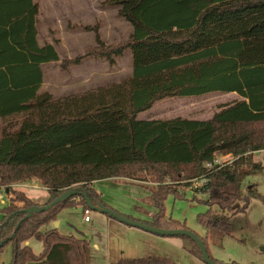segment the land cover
<instances>
[{"label": "trees", "instance_id": "16d2710c", "mask_svg": "<svg viewBox=\"0 0 264 264\" xmlns=\"http://www.w3.org/2000/svg\"><path fill=\"white\" fill-rule=\"evenodd\" d=\"M104 6L117 9L132 27L127 42L106 46L95 28L84 27L95 31L96 45L82 57L60 62V69L78 66L85 58L113 65L130 51L131 75L55 100L39 93L42 65L59 62V57L52 45L37 44V5L0 0V121L17 118L15 128H2L0 134V188L11 194L10 205L0 211V242L6 240L0 250L11 243L9 264H87V240L55 228L41 232L65 209L89 210L82 195L29 218L20 211L48 206L75 187L94 206L108 208L92 188L98 181L149 177L156 185L146 188L156 213L150 223H141L163 230L170 229L165 225L186 230L165 220L167 196L185 199L183 191L167 184L171 179L205 181L199 190L204 200L192 198L208 208L197 221L222 237L232 229L224 213H243L250 198L264 205L255 190L249 187L244 194L240 189L245 178L264 172V164L252 155L264 149V0H108ZM210 93H235L242 100L204 121L137 119L158 101ZM229 154L236 158L230 165L205 167ZM32 181L48 194L43 205L12 190ZM31 239L43 245L39 255L27 245ZM190 241L188 253L203 262ZM114 264L175 263L150 257Z\"/></svg>", "mask_w": 264, "mask_h": 264}, {"label": "rangeland", "instance_id": "374dc122", "mask_svg": "<svg viewBox=\"0 0 264 264\" xmlns=\"http://www.w3.org/2000/svg\"><path fill=\"white\" fill-rule=\"evenodd\" d=\"M105 1L108 0H42V6L50 2L53 4L47 8L42 7V21L38 22L42 43L57 46L63 51L69 52L71 49L72 53H80L82 49L96 45L95 31L83 29L90 27L95 28L106 46L125 44L132 27L117 15L115 8L104 6ZM68 52H63L61 55ZM72 53L69 55H73ZM62 61L68 60L64 59L60 62ZM59 64L45 67V81L39 91L50 94L55 100L120 83L129 77L132 66L130 51L115 59L113 65L105 60L94 59V63L80 68V74H76V71L70 73V68L63 71ZM238 101H241V98L236 94L215 93L199 98H168L156 102L153 109L140 113L137 119L181 118L204 121L211 119L222 106ZM16 120L17 118L0 121V134L2 128H15ZM253 158L257 161L256 156ZM148 180L149 177L142 181L141 176L134 175L132 179L98 181L93 187L102 195L104 203L112 211L126 218L150 223L156 210L151 205V192L148 189H153L156 185ZM204 183L205 181L195 179L188 183L172 179L167 182L168 185L183 191L185 199L167 196L164 201L166 222L176 221L186 230L204 239L211 258L217 263L264 264V252L261 251L264 246V205L257 198H250L243 213L234 216L224 213V216L230 220L232 229L229 236L222 237L220 231L206 229L197 221V217L205 214L208 208L202 203L192 201V198L195 196L204 200V195L199 191ZM249 187L264 197V172L247 177L240 184L244 194ZM0 190L6 191L5 187H1ZM12 190L23 193L39 205H43L48 199L46 190L33 181L13 185ZM8 195L0 200V211L10 205L11 194ZM87 211H89L88 222L83 219L81 206L63 210L57 216L56 222L59 224L57 230L60 234L72 235L88 241V264H109V261L113 264L122 256V250L139 249L140 245L144 248L143 255L170 256L180 264L196 263L188 253L192 243L187 238L158 236L128 227L96 211ZM213 211L216 212V209L214 208ZM1 218L0 214V220ZM165 226L172 230V226ZM53 228H55L54 224H50L42 227L41 232ZM28 246L35 255H39L43 250V245L33 239L28 242ZM11 259L12 245L8 243L0 250V264H9Z\"/></svg>", "mask_w": 264, "mask_h": 264}, {"label": "water", "instance_id": "95a60500", "mask_svg": "<svg viewBox=\"0 0 264 264\" xmlns=\"http://www.w3.org/2000/svg\"><path fill=\"white\" fill-rule=\"evenodd\" d=\"M5 194L6 195L8 194L7 190L5 191ZM77 195H82L84 197L86 205H87L89 210L96 211V212L103 214V215H107L108 217L115 219L118 222H120V223H122L128 227L139 229L141 231H145V232L155 234L158 236H162V237H187L197 245V247L201 253L202 260H203L204 264H217L213 260L210 259L204 243L194 233H192L188 230H163V229H158V228L148 226V225L143 224L141 222L131 221L128 218L117 214L116 212L112 211L111 209L102 206L101 204H97L94 206L92 204V202L87 198L86 194L82 191V188H80V187H75V188H72L68 191H65L63 194H61L59 197H57L53 202H51L48 206L33 207L31 209L22 210L20 212L26 214V218H29L32 214L47 211V210L51 209L53 206H55L61 202H64V201L70 199L71 197H74ZM18 226H19V224L16 226V229L18 228ZM16 229L14 231H16ZM5 242H6V240L0 242V247ZM261 251L264 252V246L261 248Z\"/></svg>", "mask_w": 264, "mask_h": 264}, {"label": "crops", "instance_id": "0c3cea01", "mask_svg": "<svg viewBox=\"0 0 264 264\" xmlns=\"http://www.w3.org/2000/svg\"><path fill=\"white\" fill-rule=\"evenodd\" d=\"M14 3L16 2V0H12ZM32 1V4L33 5H37V7H38V14H37V17H36V29H37V44L40 46V47H42L43 45H45L44 43H42V36H41V34H40V30H39V24H38V22H40V21H42V7H50V6H52L53 4L50 2L49 4H44V6H42V0H31ZM116 11H117V9H116ZM132 31V30H131ZM72 38H73V36H72ZM51 45V44H50ZM53 46V45H52ZM64 46V44H62V47ZM54 48H55V50H56V52H57V54H58V57H59V62H56V63H48V64H43L42 65V77H43V82H42V85L44 84V81H45V67H49L50 65H57V64H59L60 63V61L61 60H72V59H76V58H78V56H83L84 54H85V52L89 49V48H92V47H86V48H84V49H82V51L80 52V53H78V52H76V53H72L71 52V49L69 50V52H68V50L67 51H63L62 50V48H59V47H57V46H53ZM80 51V50H79ZM63 52H68V53H66L65 55H61V53H63ZM70 53H72L73 55H69ZM125 54V53H124ZM63 56V57H62ZM129 57V56H128ZM131 62H132V56H131ZM89 63L90 64H92V63H94V59H91V58H85V59H83V61L81 62V64L80 65H78V66H74V67H72V68H70L69 69V71H71L70 73H74L75 71V73L76 74H80L81 73V71H80V68H82V67H84L85 65H89ZM131 71H132V66H131ZM130 75H131V72H130ZM129 75V76H130ZM84 78V77H83ZM86 79H87V77H86ZM42 87V86H41ZM41 90V89H40ZM215 94H224V95H233V94H235V93H215ZM206 95H208V94H206ZM203 96H205V95H202V96H198V97H189V98H199V97H203ZM242 100V99H241ZM154 107V106H153ZM153 107H152V109H153ZM151 110V109H150ZM150 110H148V111H150ZM145 113V112H144ZM140 115V114H139ZM139 115L137 116V118L139 117ZM146 120H157V119H153V118H150V119H146ZM159 120V119H158ZM97 182H94V183H92V188H94L93 186L96 184ZM58 223L56 222V223H54V227L57 229L58 228ZM27 245H28V243H27ZM95 248H98L97 246H95ZM88 252H89V249H88ZM143 252H144V248H143V246H141L140 245V248L139 249H134V250H132V249H129V251H125V250H122L121 251V257L117 260V262L118 261H121V260H137V259H143V258H150V257H154V256H151V255H143ZM129 254V255H128ZM192 257V259L194 260V261H196V263H202V261H200V260H198L197 258H195V257H193V256H191ZM163 258H167V259H170L173 263H175V264H180V263H178L177 261H175L174 259H173V257H170V256H166V257H163ZM117 262H115V263H117ZM195 263V262H194ZM195 263V264H196ZM87 264H88V257H87ZM109 264H112L110 261H109ZM114 264V263H113Z\"/></svg>", "mask_w": 264, "mask_h": 264}, {"label": "built area", "instance_id": "2783aa9c", "mask_svg": "<svg viewBox=\"0 0 264 264\" xmlns=\"http://www.w3.org/2000/svg\"><path fill=\"white\" fill-rule=\"evenodd\" d=\"M252 155L256 156L257 157V161L261 164H264V149L262 150H259L257 152H254L252 153ZM236 158H234L232 155H225V156H216L215 159L211 162V163H208L206 164V168L208 170H211V169H214V168H222V167H225V166H228L230 165L231 163H233L235 161ZM6 197V194L3 190H0V200L2 198ZM84 221L85 222H88L89 220V211H85L84 212Z\"/></svg>", "mask_w": 264, "mask_h": 264}]
</instances>
